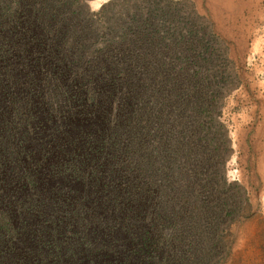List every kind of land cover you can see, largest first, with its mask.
Returning <instances> with one entry per match:
<instances>
[{
	"label": "trees",
	"instance_id": "trees-1",
	"mask_svg": "<svg viewBox=\"0 0 264 264\" xmlns=\"http://www.w3.org/2000/svg\"><path fill=\"white\" fill-rule=\"evenodd\" d=\"M116 1L0 0V264L219 249L213 98L187 71L202 42L176 1Z\"/></svg>",
	"mask_w": 264,
	"mask_h": 264
},
{
	"label": "rangeland",
	"instance_id": "rangeland-1",
	"mask_svg": "<svg viewBox=\"0 0 264 264\" xmlns=\"http://www.w3.org/2000/svg\"><path fill=\"white\" fill-rule=\"evenodd\" d=\"M96 12L109 0H88ZM186 28L202 42L192 58L211 94L219 140L215 201H228L218 227L219 249L207 264H264V0H173ZM132 0H117L115 7ZM122 4V5H121ZM205 59V61L203 60Z\"/></svg>",
	"mask_w": 264,
	"mask_h": 264
},
{
	"label": "water",
	"instance_id": "water-1",
	"mask_svg": "<svg viewBox=\"0 0 264 264\" xmlns=\"http://www.w3.org/2000/svg\"><path fill=\"white\" fill-rule=\"evenodd\" d=\"M87 2H89L88 0H83V3H86L87 4Z\"/></svg>",
	"mask_w": 264,
	"mask_h": 264
}]
</instances>
